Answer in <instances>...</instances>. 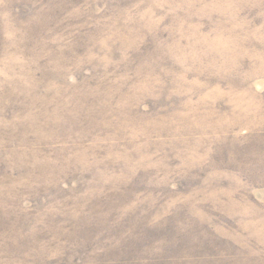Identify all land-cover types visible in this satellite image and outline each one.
I'll use <instances>...</instances> for the list:
<instances>
[{"label":"rangeland","instance_id":"374dc122","mask_svg":"<svg viewBox=\"0 0 264 264\" xmlns=\"http://www.w3.org/2000/svg\"><path fill=\"white\" fill-rule=\"evenodd\" d=\"M110 224L264 264V0H0V264Z\"/></svg>","mask_w":264,"mask_h":264},{"label":"trees","instance_id":"16d2710c","mask_svg":"<svg viewBox=\"0 0 264 264\" xmlns=\"http://www.w3.org/2000/svg\"><path fill=\"white\" fill-rule=\"evenodd\" d=\"M120 231L117 224H110L100 232L91 229L83 239V244L92 247H86L84 252L79 250L78 245H74V248L78 254L89 258V263L84 261V264H186V261H191L186 259L182 245L180 249L174 250L167 234H157L148 239L142 238L144 240L137 243H128L120 237ZM101 240L106 242L103 248L98 247Z\"/></svg>","mask_w":264,"mask_h":264}]
</instances>
